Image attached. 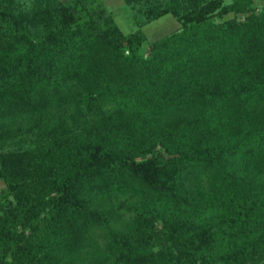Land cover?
I'll return each mask as SVG.
<instances>
[{"label": "trees", "instance_id": "16d2710c", "mask_svg": "<svg viewBox=\"0 0 264 264\" xmlns=\"http://www.w3.org/2000/svg\"><path fill=\"white\" fill-rule=\"evenodd\" d=\"M122 1L0 0V264H264V0Z\"/></svg>", "mask_w": 264, "mask_h": 264}, {"label": "rangeland", "instance_id": "374dc122", "mask_svg": "<svg viewBox=\"0 0 264 264\" xmlns=\"http://www.w3.org/2000/svg\"><path fill=\"white\" fill-rule=\"evenodd\" d=\"M107 7L113 12L115 21L123 32H128L130 28V16L135 10H132L127 7L126 10L123 8L122 0H103ZM224 2H230L231 0H223ZM263 0H255L254 4H261ZM230 15V14H229ZM228 16V15H226ZM179 23L175 17L171 14H165L156 20L151 21L146 24L143 29L146 33L148 42L153 41L164 34L175 30L178 28ZM147 43H144L143 48H145ZM3 187V182L0 180V190Z\"/></svg>", "mask_w": 264, "mask_h": 264}]
</instances>
